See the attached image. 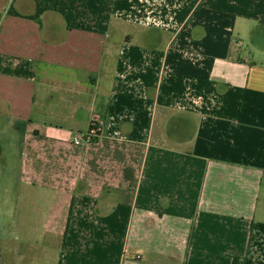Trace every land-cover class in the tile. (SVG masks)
I'll return each mask as SVG.
<instances>
[{
  "label": "crops",
  "instance_id": "crops-1",
  "mask_svg": "<svg viewBox=\"0 0 264 264\" xmlns=\"http://www.w3.org/2000/svg\"><path fill=\"white\" fill-rule=\"evenodd\" d=\"M0 129L18 264H264V0H0Z\"/></svg>",
  "mask_w": 264,
  "mask_h": 264
},
{
  "label": "rangeland",
  "instance_id": "rangeland-1",
  "mask_svg": "<svg viewBox=\"0 0 264 264\" xmlns=\"http://www.w3.org/2000/svg\"><path fill=\"white\" fill-rule=\"evenodd\" d=\"M18 151L11 140V132L0 129V264H18L20 252L25 250L24 240L19 238L23 233L21 221L31 215L27 192L16 175L20 164ZM13 218L19 220L15 230Z\"/></svg>",
  "mask_w": 264,
  "mask_h": 264
},
{
  "label": "built area",
  "instance_id": "built-area-1",
  "mask_svg": "<svg viewBox=\"0 0 264 264\" xmlns=\"http://www.w3.org/2000/svg\"><path fill=\"white\" fill-rule=\"evenodd\" d=\"M103 123L101 121L95 120L90 125L89 128L83 134H77L73 137V145L79 146L81 144H89L102 135Z\"/></svg>",
  "mask_w": 264,
  "mask_h": 264
}]
</instances>
